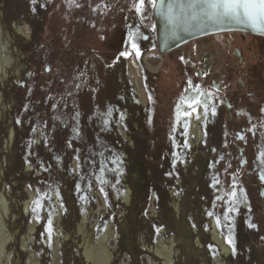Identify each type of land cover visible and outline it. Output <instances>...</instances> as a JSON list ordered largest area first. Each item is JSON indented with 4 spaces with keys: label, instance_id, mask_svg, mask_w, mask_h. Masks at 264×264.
<instances>
[{
    "label": "rangeland",
    "instance_id": "rangeland-1",
    "mask_svg": "<svg viewBox=\"0 0 264 264\" xmlns=\"http://www.w3.org/2000/svg\"><path fill=\"white\" fill-rule=\"evenodd\" d=\"M70 1L0 0V40L13 58L0 82V200L9 204L5 223L13 237L7 264L31 257L52 264L57 230L60 263L85 264L77 235L84 219L86 240L112 230L115 264H148L147 258L159 264L160 239L176 244L178 264H211L219 255L208 236L212 221L225 239L231 235L235 251L230 247L227 264H264V129L238 126L227 134L222 119L199 145L185 147L179 135L185 140L179 145L131 148L134 135L121 117L133 109L120 100L133 99L131 60L142 65L155 40L154 7L144 0L137 13L138 0ZM25 26L31 39L16 33ZM37 193L48 198L34 213Z\"/></svg>",
    "mask_w": 264,
    "mask_h": 264
},
{
    "label": "flooded vegetation",
    "instance_id": "flooded-vegetation-1",
    "mask_svg": "<svg viewBox=\"0 0 264 264\" xmlns=\"http://www.w3.org/2000/svg\"><path fill=\"white\" fill-rule=\"evenodd\" d=\"M157 2L158 0L156 4ZM113 3L117 4L115 1ZM154 11L155 7L153 8L155 19ZM16 33L23 36L18 29ZM151 43V49L144 52L142 65L136 58L131 60V63L135 60L138 64L144 98L141 97L140 89L131 75L130 63L129 87L133 90L134 97L120 100L124 106L129 105L133 109L131 112L126 111L122 114V121L125 126L127 125L126 129L134 135V138L130 140L131 148H135L136 145H146L148 150L152 148L151 145H179L184 140L183 138L180 140L179 135L186 137L187 145H199L195 128H200L205 135L206 131H214L222 119L225 121L223 122L225 123L224 132L227 134L235 132L238 126H241L242 132L260 133L263 131L264 111H261L264 109L263 36L242 32L210 35L188 42L161 55L155 22V40ZM142 67L149 77L143 75ZM199 93L202 94L201 98L198 96ZM194 97L202 102L199 105L193 104L196 111L187 107V102ZM181 98H186L185 104L180 103ZM178 106L181 114L179 122L177 121ZM185 112L190 115H183ZM203 125L206 127L204 130ZM116 126L120 132H123V125ZM136 134L141 136V140L135 137ZM239 138L242 142L244 141L242 136ZM128 194L129 204H131L132 193ZM100 205L98 213L102 211ZM29 212V207L27 211L24 206L23 213L29 215ZM84 222L86 225L87 219H84L81 224ZM210 224L212 227H210L208 236L219 253L215 260L224 261L225 259V264H227V260L232 255V249L220 232L230 250L228 257L223 254L213 238L214 222ZM161 240L163 239H160L159 246ZM26 248V243H23V251H26ZM194 248L203 249L198 242L194 244ZM59 250L57 263L54 247L52 264H61ZM81 250L83 260L86 261L82 247ZM158 260L161 261L159 258ZM214 261L211 264H214ZM35 263H38V260L31 257L28 264Z\"/></svg>",
    "mask_w": 264,
    "mask_h": 264
},
{
    "label": "bare ground",
    "instance_id": "bare-ground-1",
    "mask_svg": "<svg viewBox=\"0 0 264 264\" xmlns=\"http://www.w3.org/2000/svg\"><path fill=\"white\" fill-rule=\"evenodd\" d=\"M2 27L0 25V38L2 34ZM19 32L24 35L26 38H30L32 35V30L29 26L20 27L18 28ZM13 58L11 55L8 54V51L6 50V47L2 40H0V82H4L5 78H8L7 71L12 66ZM131 75L133 76L138 88L140 89L141 97L144 98V95L142 93L143 89L141 87V74L138 67V64L135 60L131 63ZM144 102V101H143ZM1 113H0V120H1ZM1 122V121H0ZM195 134L197 137L198 142L202 140L203 131L200 128H195ZM14 132L12 131L10 133V143L14 140ZM31 167L29 171H31ZM129 194H127L124 197V202L127 205L129 204ZM33 198V196L30 194V200ZM26 209L28 211V203L25 205ZM101 206V205H100ZM0 264H7L6 261V248L8 243L12 241V235L8 231L7 225L5 223V218L8 216L10 210H9V204L7 200L3 197L0 200ZM59 217L55 218L54 223H59ZM84 227L85 222L79 225L77 235L80 237H83V244L82 248L84 251V255L86 258L85 264H115L114 261V254L111 251V247L114 245V235L112 233V230L109 228L106 233H103L101 236V239L97 241L96 239L93 240L91 236H88V240L84 237ZM35 232V227L31 226L30 233L33 234ZM56 255L58 254V250L60 248L59 246V237L61 236V233L57 230L56 233ZM32 237V236H31ZM213 238L214 241L218 244V247L223 251V254L227 257L230 254L229 248L226 246V243L224 242V238L220 231L217 229V227H214L213 230ZM112 242V244H111ZM117 242V241H116ZM199 243V242H198ZM119 245V244H118ZM200 245V243H199ZM158 258L161 260L159 264H178L181 261V255L178 251H176V244L174 242L166 243L161 240V245L158 247ZM33 259L35 257H32ZM56 262L58 263V255L56 256ZM148 264H158L157 262L153 261L151 258H147ZM9 263V262H8ZM38 264V263H35ZM214 264H225L224 261L215 260Z\"/></svg>",
    "mask_w": 264,
    "mask_h": 264
},
{
    "label": "water",
    "instance_id": "water-1",
    "mask_svg": "<svg viewBox=\"0 0 264 264\" xmlns=\"http://www.w3.org/2000/svg\"><path fill=\"white\" fill-rule=\"evenodd\" d=\"M193 0H158L154 15L157 41L161 55H165L193 40L210 35L242 32L264 37V31L236 21L210 22L204 18H193L199 9L187 6Z\"/></svg>",
    "mask_w": 264,
    "mask_h": 264
},
{
    "label": "snow or ice",
    "instance_id": "snow-or-ice-1",
    "mask_svg": "<svg viewBox=\"0 0 264 264\" xmlns=\"http://www.w3.org/2000/svg\"><path fill=\"white\" fill-rule=\"evenodd\" d=\"M151 5L153 7H156V0H149ZM138 5L136 7V12L140 13L143 6H144V0H138ZM189 9H199L198 12H194L193 18L201 17L206 19L207 21L216 23V22H223V21H236L239 23H245L253 28L259 29L261 31H264V0H193L192 3H190L187 6ZM132 35L130 33L129 39H132ZM132 48L136 51V55L139 56V49L135 43L132 44ZM121 55H128V53H121ZM79 87V85H77ZM191 87V83H190ZM202 95V94H201ZM186 98H181V104H185ZM202 102L198 98H192L190 101L187 102L188 108H193V104H201ZM205 108H207V105L205 104ZM193 111H196L195 108H193ZM214 111V110H213ZM261 111H264L262 109ZM108 115H111V111L109 110ZM180 112H179V106H178V113H177V121L179 122L180 118ZM183 115L187 116L190 115V113H183ZM123 119V117H121ZM17 124L20 123L19 120L16 121ZM175 130V129H174ZM75 131V130H74ZM185 147H187V144H185ZM78 159V158H77ZM261 159L262 162H264V153H261ZM79 167V165H77ZM81 179H84V177H81ZM98 179L103 182V178L99 177ZM232 197L236 196V192L233 191L230 193ZM47 194L40 195L37 193V198L33 200V212L38 213L39 210L43 207L42 200L47 199ZM229 212L234 211V208H229ZM211 216L212 214L209 213ZM224 220H229V216L225 215L223 217ZM217 226L220 225V220L217 219L216 221ZM250 227H254V225H250ZM47 232V240L49 242V246H51L54 236V227L51 218H49L48 226L46 229ZM226 242L230 247L233 248V252L235 251V248L233 246V241L231 238V235L226 237Z\"/></svg>",
    "mask_w": 264,
    "mask_h": 264
}]
</instances>
